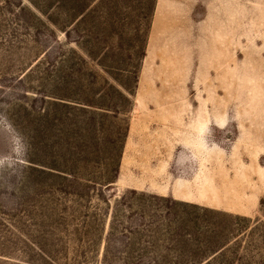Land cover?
Returning a JSON list of instances; mask_svg holds the SVG:
<instances>
[{"label":"rangeland","instance_id":"obj_1","mask_svg":"<svg viewBox=\"0 0 264 264\" xmlns=\"http://www.w3.org/2000/svg\"><path fill=\"white\" fill-rule=\"evenodd\" d=\"M0 264H264V0H0Z\"/></svg>","mask_w":264,"mask_h":264}]
</instances>
